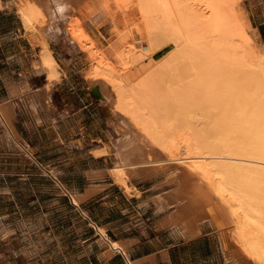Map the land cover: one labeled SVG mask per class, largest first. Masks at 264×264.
Returning <instances> with one entry per match:
<instances>
[{
  "label": "bare ground",
  "instance_id": "1",
  "mask_svg": "<svg viewBox=\"0 0 264 264\" xmlns=\"http://www.w3.org/2000/svg\"><path fill=\"white\" fill-rule=\"evenodd\" d=\"M51 1L16 3L24 29L39 38L49 87L60 73L45 34L59 31L64 22L69 44L92 50L86 74L96 94L107 95L102 86L109 84L116 96L112 112L127 119L125 124L134 123L139 139L144 135L169 163H184V173L195 172L206 182L220 201L218 226L229 225L228 234L247 262L264 264V50L249 33L239 0H98L114 22L112 7L125 16L140 10L146 45L124 44L120 60L100 50L89 34L96 31L84 27L80 15L69 16L63 1ZM123 65L131 72L122 73ZM5 119L0 108V120ZM145 157L140 168L166 163ZM122 163L113 171L129 190L126 170L140 165Z\"/></svg>",
  "mask_w": 264,
  "mask_h": 264
},
{
  "label": "crops",
  "instance_id": "2",
  "mask_svg": "<svg viewBox=\"0 0 264 264\" xmlns=\"http://www.w3.org/2000/svg\"><path fill=\"white\" fill-rule=\"evenodd\" d=\"M16 3L0 0V141L39 205L27 233L38 262L251 264L227 231L194 225L171 177L127 156L117 115L72 79L68 46L55 50L62 34L47 40L60 73L49 87L39 38ZM122 160L140 165L126 170L129 190L113 171Z\"/></svg>",
  "mask_w": 264,
  "mask_h": 264
},
{
  "label": "rangeland",
  "instance_id": "3",
  "mask_svg": "<svg viewBox=\"0 0 264 264\" xmlns=\"http://www.w3.org/2000/svg\"><path fill=\"white\" fill-rule=\"evenodd\" d=\"M60 1H63L67 5L69 16L80 15V17L83 18V19L81 18L80 23H82L84 27L87 28L92 27L93 30L96 31V34L92 33V31H90L89 34L92 38H94L97 41L100 50L107 54H110L111 56L114 55L117 60H120L122 58L121 56L125 50L124 44H128V45L130 43L137 44L136 46L139 47L142 46L143 44L146 45V43H143L144 42L143 39L145 37L144 36L145 34H143L145 31L144 30L145 26L144 23H142L143 22L142 16L140 15L141 13L139 9L134 11L133 13L132 11H129L127 14L125 13L127 15L125 16L122 10L112 7V11L114 13V17L116 21L114 22L113 20H111L110 15L108 16L107 13L101 10V8L99 7L98 0H60ZM91 1H93L94 3ZM51 2L54 4L55 2H59V0H54ZM52 3L50 4L51 9L55 8L54 5H52ZM69 5L71 6L70 7L71 9L68 8ZM78 5H80L81 7ZM236 6L237 9L242 12V16L244 17V19L250 24L249 27L250 35H252L255 38L257 43L261 45V47L264 50V0H239ZM71 11L73 13H71ZM87 11L89 12L91 11V14L89 12L88 14ZM84 14L86 15L87 18H85ZM137 14H139V16L141 17H139ZM61 20L63 21L64 19ZM135 20L138 22H135ZM136 26L138 27L136 28ZM65 27H66L65 23L61 22V24H59L60 29L58 28L59 31L57 30L56 33H52L51 31L49 33V30L46 31L47 32V33L45 32L46 40L49 39V36H54L56 38L60 36V34L64 36L65 43L62 41L61 42L55 41L53 43V46L55 47V50L58 53L68 48L72 52L71 56L68 57L67 59L68 63H70V71H71L72 79L78 83L81 82L82 84H85L87 88L92 90L95 96H99L102 98L105 97L104 99L107 102V107H108L107 112H112L113 110H111V108L113 109V104H115L114 102H116V96L115 97L113 96L115 94L113 93L114 91L111 90L112 89L110 88L111 86L109 84L107 85L105 84L106 88L105 85L102 86L103 92L107 90V95L106 92L104 93L102 92L103 96L100 95L99 93L96 94L95 92L96 87L94 83L90 81V79L86 74L92 65V62L90 61L92 56V50H87V48L82 46L77 48L75 47V45H70L71 43L69 44ZM132 31H134V33H132ZM141 31L142 33H140ZM128 34L130 35L128 37V40L126 39L125 41L121 40V37L123 35H128ZM64 44L66 46H63ZM85 50L88 52H86ZM124 66L126 67L124 68ZM128 66L123 65V67L121 68V71H123L122 73H126V71L127 72L129 71ZM118 67L119 66H117V69L120 70V67L119 68ZM127 67L128 69H126ZM123 68L124 70H122ZM82 74H85L86 77L83 78ZM115 114L118 117L119 127L123 128V129L121 128V130L123 131V133L121 134L122 140H124L126 143H129V146L131 147V149L127 151V156L130 159L134 160L135 163L144 160L146 158L145 156H147V160H149L148 162H151L152 159L158 161L160 160L161 163L166 162L167 164L165 163L163 164V166L162 165L159 166L151 165V166L155 168L156 172L158 171L172 178L171 181L174 184L173 186L178 187L179 193L181 192L180 195H183V197H181L182 203L185 202L188 203V207H189L188 214L191 215L194 225L201 227L204 226L206 229H210V230L219 228L220 230L223 229L228 232L229 225H226L224 227L218 226L219 223L217 222H220L219 220H221L219 219L218 216L221 215L219 213L220 211L218 210L220 201L219 199L218 200L216 199V196L213 194L211 188L206 186L207 185L206 182L201 181L199 177L197 178V173L194 174L195 172H192L189 169H188L189 171L186 170L188 171L189 174L187 172L184 173L185 172L184 169L185 168L187 169V167L185 166L184 168L183 166L181 168V164L184 165V163H179V162L169 163V157L167 158L166 154L163 155V152L161 153V150H159L158 148L155 149V146L153 145L151 146L150 140H148L149 144H147L148 143L146 140L147 138L146 137L144 138V135L141 136L140 138L141 141H140L139 133H141V131L139 132V129L136 127V125L134 127V123L132 124L126 122L127 125L130 124L128 128L127 125L125 124V120L127 119L123 120L124 117L122 119V115H120L119 113H115ZM131 126H133L134 128L133 127L131 128ZM0 138H1V133H0ZM143 140L144 142H142ZM146 144L149 146H147ZM146 153H148L150 157H148ZM183 154H184L183 151H181L180 149L178 151V157L181 158ZM8 155L9 154L7 153V151L4 150V144L2 143V141H0V264H43L42 262H38L37 258L34 256L33 250L30 246L29 236H27L28 231L32 227V223L34 224L38 222L37 216L39 215L40 212L39 205L32 202V200L29 198L30 188L29 186L24 185L21 170L16 169V163H17L16 159H12ZM144 170H148V169H144ZM190 174L192 175L190 176ZM196 179L197 180L200 179L202 183L200 181H197ZM203 182H204V186H203ZM239 251L241 252V250Z\"/></svg>",
  "mask_w": 264,
  "mask_h": 264
}]
</instances>
